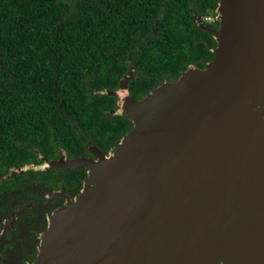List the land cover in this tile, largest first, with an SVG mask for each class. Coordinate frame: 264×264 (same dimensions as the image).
I'll use <instances>...</instances> for the list:
<instances>
[{
	"label": "water",
	"instance_id": "obj_1",
	"mask_svg": "<svg viewBox=\"0 0 264 264\" xmlns=\"http://www.w3.org/2000/svg\"><path fill=\"white\" fill-rule=\"evenodd\" d=\"M204 67L141 98L117 89L132 122L108 152L39 165L86 167L50 219L34 264H264V0H219ZM27 167L19 168L22 171Z\"/></svg>",
	"mask_w": 264,
	"mask_h": 264
},
{
	"label": "trees",
	"instance_id": "obj_2",
	"mask_svg": "<svg viewBox=\"0 0 264 264\" xmlns=\"http://www.w3.org/2000/svg\"><path fill=\"white\" fill-rule=\"evenodd\" d=\"M218 1L0 0V172L59 149L109 151L132 122L112 114L116 96L98 91L117 89L129 65L136 99L204 67L214 39L195 18L207 23ZM54 172L14 175L52 183Z\"/></svg>",
	"mask_w": 264,
	"mask_h": 264
},
{
	"label": "flooded vegetation",
	"instance_id": "obj_3",
	"mask_svg": "<svg viewBox=\"0 0 264 264\" xmlns=\"http://www.w3.org/2000/svg\"><path fill=\"white\" fill-rule=\"evenodd\" d=\"M212 14L213 19L206 22L213 28H218L219 21L215 19L216 13L214 14L213 11ZM210 35L214 39L211 33ZM215 46L214 39V43L209 44L212 52ZM211 59H204V65ZM89 145L88 154L69 156L65 151V161L81 156L92 157ZM61 150L64 149H59L56 157H48L40 153L39 160L36 162L15 166L6 173L0 172V264H34L51 217L69 201H74L80 193L87 177L86 167L38 168L44 163L42 157L49 161L59 160ZM23 167L27 168L22 171L17 170ZM30 169L37 171L54 169V174L49 175L53 178V182L45 183L34 173L20 179L14 175L15 172L23 174Z\"/></svg>",
	"mask_w": 264,
	"mask_h": 264
},
{
	"label": "built area",
	"instance_id": "obj_4",
	"mask_svg": "<svg viewBox=\"0 0 264 264\" xmlns=\"http://www.w3.org/2000/svg\"><path fill=\"white\" fill-rule=\"evenodd\" d=\"M205 19H206L207 21L212 20V19H213V15L210 14V15L206 16Z\"/></svg>",
	"mask_w": 264,
	"mask_h": 264
}]
</instances>
